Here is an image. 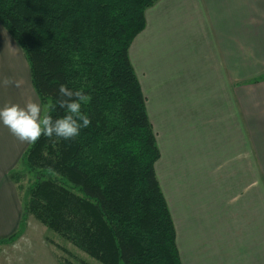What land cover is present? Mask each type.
<instances>
[{"label":"crops","instance_id":"1","mask_svg":"<svg viewBox=\"0 0 264 264\" xmlns=\"http://www.w3.org/2000/svg\"><path fill=\"white\" fill-rule=\"evenodd\" d=\"M129 55L160 150L155 171L182 264H264V0H159ZM20 60L0 24V108L35 102L20 82ZM179 124L204 130L189 136L176 132ZM30 144L0 122V238L19 227V193L9 175ZM169 151L185 160L201 155L204 171L182 184L160 177ZM208 171L219 186H207Z\"/></svg>","mask_w":264,"mask_h":264},{"label":"trees","instance_id":"2","mask_svg":"<svg viewBox=\"0 0 264 264\" xmlns=\"http://www.w3.org/2000/svg\"><path fill=\"white\" fill-rule=\"evenodd\" d=\"M159 0H0V24L23 51L33 88L53 120L59 86L90 97L91 123L72 139L41 136L9 177L33 217L100 264H182L156 175L160 159L129 50ZM82 123V122H81ZM71 264V263H62Z\"/></svg>","mask_w":264,"mask_h":264},{"label":"rangeland","instance_id":"3","mask_svg":"<svg viewBox=\"0 0 264 264\" xmlns=\"http://www.w3.org/2000/svg\"><path fill=\"white\" fill-rule=\"evenodd\" d=\"M19 48V75H20V82L23 83L27 88H30L32 91V95L34 101L41 106L42 115H44L46 108H44L40 100L31 86V74L28 62L26 61L23 51ZM25 62V63H24ZM264 78V76H262ZM260 83V82H255ZM19 101L24 102L23 98H20ZM180 126L175 128L176 132L180 129L183 134L185 135H197L202 133L204 128H202V124H179ZM196 140H193V143L199 142V137L196 136ZM191 145V144H190ZM189 145V147H190ZM203 147V145H202ZM177 151H169V153L161 159L158 170L160 173H163L164 176H160L162 178H170L174 182L178 184H182L185 182V176L191 174H197L200 176V172L204 171L203 167V159L202 156L192 155V153H188V159L182 158L180 159L176 154ZM181 153V152H180ZM177 158H173V157ZM22 159V158H21ZM264 161H260L261 168ZM247 165L252 167V161L249 160ZM179 169L189 170L190 173H181L178 172ZM18 171L25 173L26 176L22 179V183L24 186V190H27L35 180L33 173L25 170L21 161L17 164V166L12 170V172ZM11 173V172H10ZM209 173V183L207 186H219L220 184V177L219 176H211ZM207 173V174H208ZM183 176L179 177L178 179H173L170 176ZM248 179H253L251 175H248ZM195 177H192L190 180H194ZM216 178V179H215ZM258 179V178H257ZM255 180V179H253ZM207 181V182H208ZM14 183V182H13ZM255 183V182H254ZM257 184V183H255ZM16 189L17 186L14 184ZM259 185V184H258ZM263 185V184H261ZM19 193V191H18ZM218 194L211 193L209 200H215ZM23 197L24 194L20 193L19 202H20V212L21 218L23 215ZM20 218V222H21ZM20 227V223L18 225ZM19 227L16 229L14 234L19 230ZM12 234V235H14ZM12 235L6 238H0V264H62V263H71V264H100L93 258L89 257L87 254L83 253L71 243L67 242L61 236L55 234L54 232L46 229L42 226L39 222H37L33 217H28L26 220V225L24 231L20 236L13 242L9 244H4L3 240L10 238Z\"/></svg>","mask_w":264,"mask_h":264},{"label":"clouds","instance_id":"4","mask_svg":"<svg viewBox=\"0 0 264 264\" xmlns=\"http://www.w3.org/2000/svg\"><path fill=\"white\" fill-rule=\"evenodd\" d=\"M19 82L5 78L4 84ZM58 105L66 109V114L53 120L51 115H42L41 106L36 102H28L24 107L15 103H6L0 108V122L6 126L11 134L20 142L36 143L43 135L50 140L55 136L57 139H72L79 135L82 128L89 127L90 118L81 112L83 103H87L90 97L83 90H70L65 85L59 86ZM82 122V123H81Z\"/></svg>","mask_w":264,"mask_h":264}]
</instances>
